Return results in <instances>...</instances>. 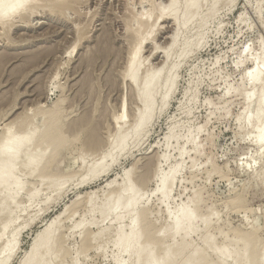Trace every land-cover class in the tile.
Returning <instances> with one entry per match:
<instances>
[{
  "label": "rangeland",
  "instance_id": "374dc122",
  "mask_svg": "<svg viewBox=\"0 0 264 264\" xmlns=\"http://www.w3.org/2000/svg\"><path fill=\"white\" fill-rule=\"evenodd\" d=\"M48 1L0 23V143L11 131L17 137L36 132L34 143L59 125L45 138L52 149L35 176L24 164L29 156L19 161L23 190L0 212V264H24L52 222L50 264H145L135 245L148 254L156 248L154 256L178 250L183 235L173 238L167 228L188 205L197 221L187 254L201 248L216 263L234 264L250 239L251 264L264 262V110L255 115L264 105V72L255 85L249 76L264 58V0H200L197 15L176 38L174 30L163 35L162 20L155 26L169 0ZM142 39L141 80L166 68L150 122L121 150L112 143L132 131L145 109L138 88L123 78ZM156 49H168L169 61L163 52L154 60ZM127 172L133 192L124 202L147 210L146 228L119 250L115 240L132 233L133 214L125 207L107 214ZM174 174L171 187L161 188ZM8 217L12 222L3 231ZM158 230L165 232L150 244ZM216 247L231 255L221 258ZM187 254L171 264H184Z\"/></svg>",
  "mask_w": 264,
  "mask_h": 264
},
{
  "label": "bare ground",
  "instance_id": "6f19581e",
  "mask_svg": "<svg viewBox=\"0 0 264 264\" xmlns=\"http://www.w3.org/2000/svg\"><path fill=\"white\" fill-rule=\"evenodd\" d=\"M184 1H183L184 6L182 7L183 11L181 9V13L182 14L178 13L179 12V9H178V3L179 2H178V0H169L168 5H166V6H163L160 3L163 6V9H162V7L159 8L162 11L160 10V13H159L160 16L158 15L159 17L156 20L155 26H156V24H158V21H160V20H162V23L165 26L167 25L166 29H168V30H166L163 33V35H168L170 33H174V32H172L174 30L175 33L172 34V35H173V38L174 37L176 38L177 30L178 31L181 30L183 27H185V25L194 16L197 15V13H198V11L200 9L199 8L200 7V3H201L200 0H184ZM48 2H49L48 0H0V23H5V21L8 20L9 18H11V16H13V15L14 16H16L18 14L22 15V13L25 10L26 11L27 10H31V9H33V7L34 8L35 7H41V6L44 7L46 4H48ZM178 14H180L181 16H179ZM143 25H144V23H143ZM171 26H173V28ZM145 27H146V25H145ZM146 35H148V34H146ZM141 37H142V35H141ZM144 40L145 39H142L141 41H138V43L135 46L134 51L131 52L132 56L128 60L129 61V65L127 66L128 68L126 67L127 68L126 72L123 71L125 73V74L123 73V75H124L123 78L126 79L125 80L126 82L128 81V83L130 84L132 90L135 89V87L138 88L137 91H136V97H137V99L140 102H142L144 104L145 109H144V112L141 115V117L138 119L137 124L132 129V131L130 133H124V134L119 133L118 137L115 139V142L112 143V145L115 144V143H120L121 146L119 144L118 145L120 146L121 150H123L124 147H126L125 143L130 139V136H132V137L139 136V134L141 132L140 130L148 122H150L151 117L153 115L154 106H155V103H156L155 100H156L157 94H158V91L156 92L155 87H157V85L159 84V81H161L160 78H161V76L163 74V71L166 68V65H163L164 63L160 65L159 64L160 62H158V64L160 66L163 65V67L155 68V70L150 72V74L148 72L147 74H149V75L146 74L147 76L145 75L146 77L143 80H141V78L139 76V72H140V65H139L140 62L139 61L140 60L138 58L141 56V54H140L141 46L144 43ZM172 41H173V39H172ZM174 44H175V41L172 42L171 47L169 46L167 48H169L171 50V48L174 46ZM157 47H158V45H157ZM159 49H156V51H155L157 53H155L154 60L160 59V55L163 52L162 54L165 55V56H163V59L165 58L167 60V62H168L169 59H170V53H169L170 51L168 49H166V52H165V49H164L163 51L158 52V51L162 50V49H160V50ZM255 64H257V65H255V68H253L252 72H250V74H249L250 81L252 82V85H255L257 83V81L262 76V72H264V58L261 61H259V63H255ZM124 70H125V68H124ZM162 82L163 81H161V83ZM262 85L263 84L261 83L260 88H262L264 86V85L263 86ZM164 87H165V85H164ZM164 87H163V89H164ZM122 108H123V106H122ZM263 110H264V105H258L255 115H259L261 112H263ZM123 117H124V115H123ZM123 117H122V115H121V117L119 116V118L116 117L117 118L116 119V121H117L116 123H118V121L122 120ZM48 126H46V127H48ZM58 126L59 125L56 124L55 126H52L51 129L48 128L45 131L43 130L44 131L43 134L40 135L37 138V141L34 142L35 144L33 143V141H34L33 140L34 139L33 136H35V133H36L34 131L33 132H27L26 134L24 133L25 135L22 134L21 135L22 137H19L20 135L17 137L16 135L11 134L12 133V131H11V133H10L11 135L9 134L8 138L7 137L4 138L5 141H1V143H0V197H1V195L4 196V194H5V196L3 197V199L0 198V212L3 213V210H5L6 208H11L9 206H12V204H14V200L16 199V195L19 194L23 190V184L21 182H19L18 179H17V175H18L17 166L20 163L19 161H20L21 157H23L24 155L29 156V159L28 158L26 159L24 157L26 159L24 164L29 169V173H30L29 176H31V177L35 176V174H36L35 172L39 171V165L41 164L42 159H45L46 158V153H49V151L52 149V147L49 144L48 140H46L45 138H46V136L49 133H52L53 131L58 130V128H57ZM10 129H13V128H10ZM30 131H32V130H30ZM14 134H16V133H14ZM263 136H264V128H263L262 132L260 133L259 137L262 138ZM57 141H58V136H56V139H55V142H57ZM55 144H57V143H55ZM55 147L58 148L57 146H55ZM30 150H32V151H30ZM24 158L21 161H24L25 160ZM22 164L23 163L21 162V164L19 166H22ZM7 169L10 170V174L7 173L8 172ZM126 175H127V179H126V176H125V179H126L125 180V184L122 185V187L119 188L117 194L115 195V197H116V207L111 209V210H114V211H111V210L108 211L107 209H105L106 211H108L107 215L118 214V212H115L118 209V207H120V208L125 207L127 209L126 213L133 214L132 217H131L132 218L131 227L133 229L132 233L128 237H127V235H122V237L117 238L115 240L119 250H121V248L123 249V246L124 247L130 246L131 241L135 240L139 236H141L144 233V230L146 228L144 226V224H143L142 219H144L143 217L145 216V213H146L147 210L146 211L144 210V211H141V212H137L136 211V206L133 205L132 202H131L132 199H129V201L131 202L130 205L128 204V201H127V203L124 202V198H125L124 196L126 194H130V193L133 192V187H132V185L130 183L131 181L129 180V172H127ZM175 176L176 175L174 174L171 178L162 181L160 187L161 188H166V187L170 188L171 185L173 184ZM50 182H51V180H50ZM6 210H8V209H6ZM2 213H0V214H2ZM6 213H7V211H6ZM212 214H214V213H212ZM199 218H200V216L198 217V219ZM12 219L13 218L8 217L6 222L3 221L4 222L3 228L1 227L3 231L6 230V227L8 228L9 223L11 224V222H12ZM201 219H202V217H201ZM196 221H197L196 213L194 211H192V209H190L189 205L184 207V208L179 209L175 213V219H173V222L171 223L172 225L169 226V228H167L170 231V235L173 238H175L176 236H178L180 234L183 235L182 239L180 240L181 243L180 244L177 243L179 245V248L177 247L178 250L176 249V251H175V249H174V252L170 251V250H165L163 252V250H161L163 252V254H161V256L159 254L155 255L156 257L160 256V257L155 258V256L153 254L156 253V250H155L156 248L154 249V253L153 254H148L147 252H145V248L142 245L138 244V245H135V247H134V248H136V251L139 253V257H137L138 261H140V263H141L142 260L144 259L145 260V264H171V262L173 260H176L175 258H177L178 256L181 257V255H184V254L186 255L187 254L186 252H188L189 249L192 247V246L190 247L191 243H189L190 241L187 240V238L196 229L195 228ZM54 224L55 223L52 222L51 225L47 226V228L45 229V231L43 233L38 235L35 243L33 244V246L31 247L30 251L28 252V254L26 256V260H25L24 264H50V263H52L50 260H51L52 254H54V252H55V247H56L55 246V244H56L55 243L56 242V236L54 235V232H53L54 231L53 230ZM164 232H165V230H161L158 233H155V234L151 235V237H153L154 239H151V237H149L150 238V244L156 245L154 240H157L158 239L157 237H161L162 233H164ZM164 237L165 236H163V238ZM212 240H213L212 242L215 244L214 241L216 239L215 240L212 239ZM236 240H237V238H236ZM158 241H160V240H158ZM206 241H207V239H206ZM208 241H209V239H208ZM240 241H242V240H240ZM212 242H210V243H212ZM231 242H233V241H231ZM231 242H229V243L232 244ZM244 242L245 243H243L244 244L243 250H241L243 252L240 253V254H239V252L237 254L235 252V254L237 256L235 255L236 259L234 258V262H235L234 264H251V259H252V240L249 239V240H245ZM163 243H164V241H163ZM175 243H173V244H175ZM207 244H206V247L207 246L209 247V244L208 245ZM214 244H213V246L215 247ZM236 244H235V246H237ZM258 244L259 243H257V245ZM12 245H13V241L8 242V244L6 245V249H9ZM222 245L224 247V244H222ZM171 246H172V244H171ZM213 246L212 247L210 246V248H213ZM228 246H230V245L228 244ZM162 247H164V246H162ZM221 247H220V249H221ZM210 248H209V250H210ZM225 248L219 250L218 247H216L217 250H215V251L218 253L219 256H221V258L222 257L223 258L224 257L227 258V257H229L231 255V252L229 254V251L227 249H225ZM238 248L239 247H237V249ZM196 249H194L192 252L190 251L191 253L189 252L190 253V254L188 253L189 255L187 254V258L188 259H187V261L185 260L184 264H210L209 263L210 261H207V259L208 260L212 259L211 261L214 262L213 258H210V257L206 258V255L204 256V251H200L201 248H199V250H198V248H196ZM232 249H233V247H232ZM199 251H200V254H202L203 257L199 254ZM142 252H145L144 256L142 255ZM211 252H212V250H211ZM213 252H214V250H213ZM216 252H215V254H216V257L218 258ZM233 253H234V250H233ZM233 253H232V256H233ZM207 257H208V255H207ZM183 258H185V257H183ZM262 258H264V254L261 257V259ZM218 260L219 259H217V263H218ZM222 260H224V259L220 260L221 263H223ZM262 261H263V259H262ZM259 262H261V261H259ZM172 263H175V262L173 261ZM217 263L214 262L213 264H217ZM262 263H264V262H261V264ZM211 264H212V262H211Z\"/></svg>",
  "mask_w": 264,
  "mask_h": 264
}]
</instances>
